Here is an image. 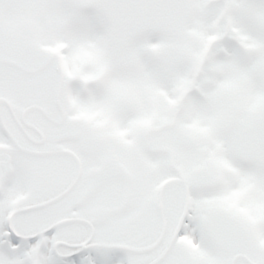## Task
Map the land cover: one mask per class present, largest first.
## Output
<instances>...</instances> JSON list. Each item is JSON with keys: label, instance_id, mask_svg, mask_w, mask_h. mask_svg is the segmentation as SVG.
Here are the masks:
<instances>
[{"label": "snow or ice", "instance_id": "6c2138e0", "mask_svg": "<svg viewBox=\"0 0 264 264\" xmlns=\"http://www.w3.org/2000/svg\"><path fill=\"white\" fill-rule=\"evenodd\" d=\"M0 264H264V0H0Z\"/></svg>", "mask_w": 264, "mask_h": 264}]
</instances>
